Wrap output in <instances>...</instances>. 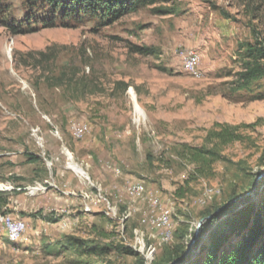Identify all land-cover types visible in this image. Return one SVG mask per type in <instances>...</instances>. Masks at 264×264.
Instances as JSON below:
<instances>
[{"label":"rangeland","instance_id":"374dc122","mask_svg":"<svg viewBox=\"0 0 264 264\" xmlns=\"http://www.w3.org/2000/svg\"><path fill=\"white\" fill-rule=\"evenodd\" d=\"M29 3L0 0V264H151L251 188L264 78L234 82L241 45H264V0H170L48 27L46 5Z\"/></svg>","mask_w":264,"mask_h":264},{"label":"trees","instance_id":"16d2710c","mask_svg":"<svg viewBox=\"0 0 264 264\" xmlns=\"http://www.w3.org/2000/svg\"><path fill=\"white\" fill-rule=\"evenodd\" d=\"M47 7L46 17L39 19L45 27L62 24L68 26L72 20L80 21L84 18H107L108 23L123 14L135 11L141 7L170 0H41ZM33 9L35 0H27ZM42 9V7H40ZM43 10V9H42ZM161 13H168L170 8L159 9ZM242 48L241 69L236 73L235 82L238 88H243L253 80L264 78V45L259 41L245 43ZM139 53H147L146 47H135ZM223 140L233 135L224 130L217 133ZM228 135V137H227ZM215 151H198L196 157L204 160L214 156ZM260 162L264 165V147L260 154ZM35 159V158H33ZM215 159V158H213ZM253 184V180L251 186ZM250 186V187H251ZM239 196L232 192L227 201L214 204L204 212V218L212 214L218 207ZM253 197H246L239 203L226 205L210 219L204 220L198 237L186 256L184 239L192 235L184 225L178 235V243L163 248L161 255L151 264H167L175 259L177 264H264V179L259 184ZM5 194L0 192V208L6 204ZM124 252L132 254L133 250L126 248ZM137 264H143L141 258Z\"/></svg>","mask_w":264,"mask_h":264},{"label":"bare ground","instance_id":"6f19581e","mask_svg":"<svg viewBox=\"0 0 264 264\" xmlns=\"http://www.w3.org/2000/svg\"><path fill=\"white\" fill-rule=\"evenodd\" d=\"M9 50H11V48ZM182 52H183V50H182ZM198 58H199L198 53H196L194 51H190L188 54H186V59L187 60H185L184 63H183L184 64L183 66H184L185 70L196 73L194 65L196 64ZM134 107H135V110H137V112L141 113V108L139 106H137L135 104ZM84 132H85V127L84 126L76 125V126L73 127V133H74V135L76 137H81L84 134ZM70 161H72V160L70 159ZM0 219H2V217H0ZM19 221H16V222H13V223H8V225L6 224L7 230H8V234L10 235V238L13 239V240L19 239L20 235L24 232V225H23V223H21Z\"/></svg>","mask_w":264,"mask_h":264},{"label":"water","instance_id":"95a60500","mask_svg":"<svg viewBox=\"0 0 264 264\" xmlns=\"http://www.w3.org/2000/svg\"><path fill=\"white\" fill-rule=\"evenodd\" d=\"M263 179H264V171H261V172L256 176V178L254 179L253 184H252L251 188H250L248 191H246L245 193H243V194L237 196L236 198H234L233 200L227 202L226 204H224V205L218 207V208H217L212 214L208 215L206 218L201 219V220L198 222V224H197V226H196V228H195V230H194V232H193V237L190 239V241L188 242V244H187V246H186V249H185V251H184V253H183V256H186V255L189 253V251L191 250L192 246L194 245V243H195V241H196V239H197V237H198V234H199V231H200L201 224L203 223L204 220H206V219H210L214 214H217V213H218L220 210H222L226 205H229V204H231V203H235V202H236V203H239V202L243 201L246 197H248V196H250V195H253L254 192H255V190H256V188L259 186V184L262 182ZM179 261H180V258H179V259H175V260H173V261H171V262H169V263H167V264H177Z\"/></svg>","mask_w":264,"mask_h":264},{"label":"built area","instance_id":"2783aa9c","mask_svg":"<svg viewBox=\"0 0 264 264\" xmlns=\"http://www.w3.org/2000/svg\"><path fill=\"white\" fill-rule=\"evenodd\" d=\"M184 60H187V59H186V56H185V59H184ZM4 224H7V225H8V222H5Z\"/></svg>","mask_w":264,"mask_h":264}]
</instances>
